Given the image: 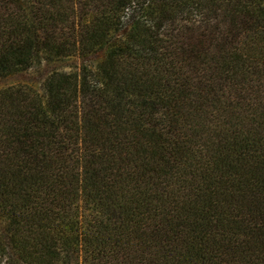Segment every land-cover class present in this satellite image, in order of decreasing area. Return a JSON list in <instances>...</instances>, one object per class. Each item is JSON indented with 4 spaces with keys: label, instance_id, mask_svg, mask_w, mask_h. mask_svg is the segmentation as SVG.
<instances>
[{
    "label": "trees",
    "instance_id": "trees-1",
    "mask_svg": "<svg viewBox=\"0 0 264 264\" xmlns=\"http://www.w3.org/2000/svg\"><path fill=\"white\" fill-rule=\"evenodd\" d=\"M0 264H264V0H0Z\"/></svg>",
    "mask_w": 264,
    "mask_h": 264
}]
</instances>
